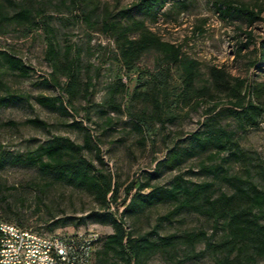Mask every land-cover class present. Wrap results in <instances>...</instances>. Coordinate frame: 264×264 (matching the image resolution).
I'll return each mask as SVG.
<instances>
[{
  "label": "rangeland",
  "instance_id": "rangeland-1",
  "mask_svg": "<svg viewBox=\"0 0 264 264\" xmlns=\"http://www.w3.org/2000/svg\"><path fill=\"white\" fill-rule=\"evenodd\" d=\"M136 1L0 0V97L25 98L0 107V154L10 159L40 153L54 138H63L83 147L81 155L92 164V174L109 176L118 187L115 201L105 205L88 188L56 181L35 167L7 162L0 169V222L44 235L96 233L100 242L94 247L91 264H95L101 241L113 232L109 220L91 214L109 211L117 217L135 193L133 189L125 196L124 191L134 180L163 188L176 183L190 187L211 183L213 198L230 195L238 184L264 191V114L257 127L242 128L226 111L229 105L224 94L184 104L179 97L178 68L167 66L155 50L145 52L131 71L117 63L113 40L102 31V22L118 17ZM221 1L225 0H165L155 21L148 14H132L161 40L180 46L184 56L198 62V88L209 84L208 69L214 66L230 79L244 80L245 93L247 86L254 88L249 99L264 104V60H258L257 51L264 41V11L261 21L247 26L242 16L219 12L216 8ZM230 1L264 9V0ZM21 9L31 12L30 23L17 26L5 20ZM46 23L53 31L60 61L63 63L67 55L78 66L80 88L71 98L61 91L65 77L54 74L45 57L50 36ZM248 31L253 43L238 56L236 47L245 41L244 32ZM7 57L20 60L28 68L27 77L9 70ZM151 93H157L160 102L155 113ZM41 96H58L69 102L71 115L38 105L36 98ZM214 103L217 108L213 114L222 111L216 124L233 133L234 142L219 154L211 146L200 149L190 143L191 135L202 132L208 117L213 116L207 111ZM140 116L145 117V123L138 121ZM35 119L45 126L28 122ZM174 151L181 157L170 165L167 159ZM42 160L46 158L42 156ZM175 206V202L165 201L125 214L126 231L133 237H173L175 246L170 255L154 253L144 264H178L186 255L187 234H203L213 241L222 236L221 222L216 224L190 210L165 219ZM202 249L203 244L196 243L195 251ZM181 264L214 263L205 254ZM249 264H264V258Z\"/></svg>",
  "mask_w": 264,
  "mask_h": 264
},
{
  "label": "trees",
  "instance_id": "trees-1",
  "mask_svg": "<svg viewBox=\"0 0 264 264\" xmlns=\"http://www.w3.org/2000/svg\"><path fill=\"white\" fill-rule=\"evenodd\" d=\"M164 2L165 0H137L129 8L121 10L118 17L112 19L108 17L103 20L102 31L109 34L113 40L117 63L125 71H131L145 52L155 50L167 66L174 65L178 68L181 85L179 97L184 104L191 99L204 97L212 99L215 93L224 94L227 99L226 103L229 105L226 111L239 126L242 128L257 127L259 119L264 114V104L249 99V93L252 92L253 87L247 86L245 93L243 88H246L247 84L244 80L230 79L224 70L212 66L208 69L209 84L198 88L195 84L198 62L184 56L180 46L161 40L149 30L143 20L136 19L132 14L133 11L148 14L155 21ZM216 9L221 13L242 16L247 26L261 21L260 15L264 11L259 6L249 7L247 4H236L230 0L219 2ZM30 19L31 12L28 9H21L5 18L7 22L17 26L27 25L31 22ZM44 26L50 34L46 39L45 57L50 62L52 72L65 77L66 82L61 91L71 98L80 88L78 66L75 60H69L67 55L63 63L60 61L53 42V31L47 23ZM244 35L245 41L238 43L235 50L238 56L253 43L251 32H244ZM257 51L258 60H264V41L260 42ZM6 63L9 70L18 72L22 77H27L28 68L20 60L7 57ZM52 79L55 81L54 78ZM24 100L25 98L19 95L0 97V107ZM36 103L45 108L58 109L63 115H71L68 111V107H71L70 103L63 101L61 97L41 96L36 98ZM150 103L154 113L160 109L157 93L150 94ZM216 108L217 104L214 103L207 114H213ZM221 112L208 117V123L205 124L202 132L191 135L190 143L194 148L204 149L206 146H211L219 154L228 151L234 144L233 133L216 124ZM138 121L145 123V117L140 116ZM28 122L45 126L44 122L36 119ZM93 148L98 153L97 147L93 146ZM82 150L83 147L80 145L63 138H54L51 144L40 148V153L16 155L10 159L5 154H0V169L7 162L35 167L41 174L52 175L56 181L90 189L105 205L114 202L118 191L117 185L109 176L101 173L98 176L92 174V164L81 155ZM42 156L46 158L45 161L42 160ZM180 157L181 153L174 151L167 161L173 165L179 162ZM213 171L218 172L217 168ZM146 187L149 186L137 180L125 187V196L129 195L133 189L135 193L117 217L109 211L91 214L96 218L109 220L113 228V232L101 241L100 250L95 256V264H144L154 253L170 255L169 250L175 246L172 236L158 237L156 240H149L144 236L133 237L130 232L126 231L124 222L126 213H136L138 210L165 201L176 203L175 208L164 217L165 219L183 210H190L212 219L216 224L219 222L222 224L223 234L215 241L206 238L203 234H187L185 236L187 248L184 252L186 255L178 264L205 254L210 255L214 264H249L256 258H264V191L257 190L253 185L244 187L238 184L234 186L230 195L220 194L213 198L210 192L211 183L194 184L191 187L176 183L171 188L149 187L148 192L142 193ZM53 225H57V222ZM99 239L96 244L100 242ZM198 242L203 244V249L196 252L195 245Z\"/></svg>",
  "mask_w": 264,
  "mask_h": 264
},
{
  "label": "built area",
  "instance_id": "built-area-1",
  "mask_svg": "<svg viewBox=\"0 0 264 264\" xmlns=\"http://www.w3.org/2000/svg\"><path fill=\"white\" fill-rule=\"evenodd\" d=\"M98 239L93 232L44 235L0 222V264H90Z\"/></svg>",
  "mask_w": 264,
  "mask_h": 264
}]
</instances>
